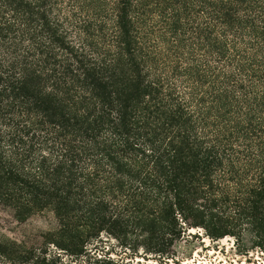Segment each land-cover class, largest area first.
Listing matches in <instances>:
<instances>
[{
  "label": "trees",
  "instance_id": "1",
  "mask_svg": "<svg viewBox=\"0 0 264 264\" xmlns=\"http://www.w3.org/2000/svg\"><path fill=\"white\" fill-rule=\"evenodd\" d=\"M0 206L11 264L264 252V0H0Z\"/></svg>",
  "mask_w": 264,
  "mask_h": 264
},
{
  "label": "rangeland",
  "instance_id": "2",
  "mask_svg": "<svg viewBox=\"0 0 264 264\" xmlns=\"http://www.w3.org/2000/svg\"><path fill=\"white\" fill-rule=\"evenodd\" d=\"M54 224L49 212L36 213L19 222L12 216L10 209L0 206V235L5 238L38 245L42 233ZM173 249L175 259L165 258V264H176V261L181 264H264V252L258 248L245 251L232 236L212 240L200 228L188 230L174 243ZM0 264L11 263L0 257Z\"/></svg>",
  "mask_w": 264,
  "mask_h": 264
}]
</instances>
